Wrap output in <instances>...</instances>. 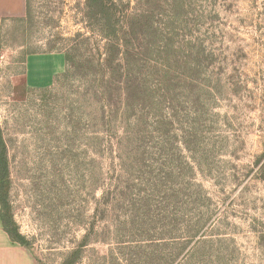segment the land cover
<instances>
[{"label":"rangeland","instance_id":"1","mask_svg":"<svg viewBox=\"0 0 264 264\" xmlns=\"http://www.w3.org/2000/svg\"><path fill=\"white\" fill-rule=\"evenodd\" d=\"M28 0L0 29V194L35 264H264V0ZM65 67L30 88L27 56Z\"/></svg>","mask_w":264,"mask_h":264},{"label":"crops","instance_id":"2","mask_svg":"<svg viewBox=\"0 0 264 264\" xmlns=\"http://www.w3.org/2000/svg\"><path fill=\"white\" fill-rule=\"evenodd\" d=\"M28 0H0V29L3 21L23 18L27 14ZM65 56L60 53L29 55L25 61V79L30 88H46L64 69ZM0 202V264H35L28 249L13 241L5 231Z\"/></svg>","mask_w":264,"mask_h":264},{"label":"trees","instance_id":"3","mask_svg":"<svg viewBox=\"0 0 264 264\" xmlns=\"http://www.w3.org/2000/svg\"><path fill=\"white\" fill-rule=\"evenodd\" d=\"M96 8H101L103 1L102 0H90ZM8 174V164L7 158L5 154V145L0 136V190L2 181H4ZM0 202H1V218L3 221L5 231L10 235L11 239L23 246H28L27 239L19 232L16 224L12 220V218L8 215V203L6 198L0 194Z\"/></svg>","mask_w":264,"mask_h":264}]
</instances>
